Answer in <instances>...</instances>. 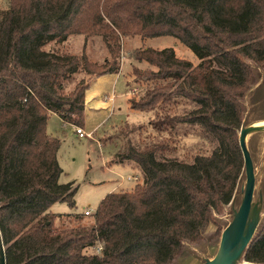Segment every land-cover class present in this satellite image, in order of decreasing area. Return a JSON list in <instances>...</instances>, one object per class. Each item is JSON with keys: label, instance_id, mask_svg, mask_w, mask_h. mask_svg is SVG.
Wrapping results in <instances>:
<instances>
[{"label": "trees", "instance_id": "16d2710c", "mask_svg": "<svg viewBox=\"0 0 264 264\" xmlns=\"http://www.w3.org/2000/svg\"><path fill=\"white\" fill-rule=\"evenodd\" d=\"M9 3L0 23V230L7 264H172L187 243L202 242L211 227L221 231L215 215L230 204L244 163L237 132L240 100L255 84L249 61L264 67V0ZM71 36L102 37L110 58L95 64L85 53L44 50ZM137 36L174 37L200 60L195 67L172 48L131 54L154 68H133L137 79L153 83L131 103L156 117L145 138L169 134L168 142H177L192 127L218 146L186 162L159 156L176 149L169 143L130 145L118 156L140 169L142 183L107 195L90 225L56 229L62 216L51 207L59 201L74 207L77 188L59 182L60 140L47 133L50 115L83 128L91 79L118 75L121 38ZM77 76L78 85L63 95ZM178 99L194 109L171 115L169 106ZM84 217L68 216L78 222ZM89 248L100 252L87 253ZM245 260L264 264V223Z\"/></svg>", "mask_w": 264, "mask_h": 264}, {"label": "rangeland", "instance_id": "374dc122", "mask_svg": "<svg viewBox=\"0 0 264 264\" xmlns=\"http://www.w3.org/2000/svg\"><path fill=\"white\" fill-rule=\"evenodd\" d=\"M9 4V0H0V23L9 8ZM121 44L120 73L118 75L93 77L94 81L91 79V87L87 91L85 99L90 105L87 104L85 108L83 128L64 124L60 117L54 116V114L50 115L47 133L60 140L57 156L62 173L59 182L61 184L74 183V187L77 188L74 207L65 201H59L51 207V213L62 216L55 221L56 229H71L79 225H90L99 204L107 195L122 190L131 191L137 184L142 183L143 178L140 169L134 163L121 160L118 156L121 150H127L130 145L144 148L146 143L153 140L155 144L161 141L169 143L171 148L175 147L176 149L168 150L164 153L165 155L159 156L165 159L177 158L186 162H191L197 155H211L218 146V142L212 136H206L199 129L193 131L192 127H188L186 131L188 134L182 139H177V142H168L169 134L165 135V138L159 139L160 137L155 131L151 136L157 134V137L155 136L154 139H152L153 137L145 138L149 122L152 119L155 120L156 117L153 113H141L133 110L131 103L133 101L140 102L145 92L153 86V83L137 79L133 73V68L146 70L151 67L147 63H137L132 59L131 54L137 49L163 50L172 48L178 58L191 62L195 67L200 63V60L189 48L170 36L155 38L123 37ZM44 50L73 55L85 53L88 60L95 64H102L106 58H110L104 39L98 36L89 38L71 36L64 43H48ZM249 64L254 71L255 84L251 85L240 100L243 107V120L250 102L246 96L252 90L250 99L256 105L253 117L256 119L264 118V104L259 105V102L264 100V67L251 61ZM151 69L154 70L153 67ZM83 77L85 80L89 78L88 76ZM80 78L81 76H77V80L66 83L63 95L69 96L78 85ZM94 99L96 101L93 102ZM98 101L103 102V106L99 107ZM193 109L194 105L184 99H178L170 104L168 111L173 116H181ZM76 127L82 128L91 137L80 138L76 133ZM140 127H143L142 130H139ZM239 131L237 132L238 142ZM253 145L255 146L254 149L259 151L264 145V135L255 137ZM257 158L258 155L256 154L255 160L258 162ZM225 209L227 207H223L221 213L215 215L221 231H217L215 228L212 230L213 227H211L202 242L198 244L187 243L184 251L172 264H197L200 253L213 255L218 246L223 227L227 222L224 219ZM86 211L91 212V216L84 217L81 222L68 218L69 215L83 216ZM95 252H100V249L89 248L87 250V253L90 254Z\"/></svg>", "mask_w": 264, "mask_h": 264}, {"label": "water", "instance_id": "95a60500", "mask_svg": "<svg viewBox=\"0 0 264 264\" xmlns=\"http://www.w3.org/2000/svg\"><path fill=\"white\" fill-rule=\"evenodd\" d=\"M252 91L246 96L250 102L239 131L244 163L233 198L225 209L227 222L213 255L200 253L197 264H250L245 257L264 219V145L259 151L253 145L255 137L264 135V118L253 117L256 105L250 99ZM263 104L264 100L259 102ZM0 264H7L1 230Z\"/></svg>", "mask_w": 264, "mask_h": 264}, {"label": "built area", "instance_id": "2783aa9c", "mask_svg": "<svg viewBox=\"0 0 264 264\" xmlns=\"http://www.w3.org/2000/svg\"><path fill=\"white\" fill-rule=\"evenodd\" d=\"M76 133L79 135L80 138H84L86 136L91 137L89 134H86L82 128L76 127ZM84 215L85 216H91V212L86 211Z\"/></svg>", "mask_w": 264, "mask_h": 264}, {"label": "crops", "instance_id": "0c3cea01", "mask_svg": "<svg viewBox=\"0 0 264 264\" xmlns=\"http://www.w3.org/2000/svg\"><path fill=\"white\" fill-rule=\"evenodd\" d=\"M92 80H93V79H92ZM93 81H94V80H93ZM93 81H92V82H93ZM90 85H91V84H90ZM94 101H96V100L94 99L93 102H94ZM91 102H92V101H91ZM97 103H98V106H99V107L103 106V104H104V103L101 102V101H100V102L98 101ZM87 104L90 105L88 101L86 102V105H87ZM54 116H58V115L54 114ZM58 117H59V116H58Z\"/></svg>", "mask_w": 264, "mask_h": 264}]
</instances>
